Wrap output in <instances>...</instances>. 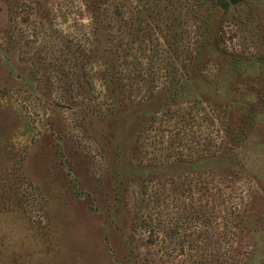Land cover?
I'll use <instances>...</instances> for the list:
<instances>
[{"label": "rangeland", "instance_id": "rangeland-1", "mask_svg": "<svg viewBox=\"0 0 264 264\" xmlns=\"http://www.w3.org/2000/svg\"><path fill=\"white\" fill-rule=\"evenodd\" d=\"M0 264H264V0H0Z\"/></svg>", "mask_w": 264, "mask_h": 264}, {"label": "water", "instance_id": "water-1", "mask_svg": "<svg viewBox=\"0 0 264 264\" xmlns=\"http://www.w3.org/2000/svg\"><path fill=\"white\" fill-rule=\"evenodd\" d=\"M231 4L236 3L239 0H228Z\"/></svg>", "mask_w": 264, "mask_h": 264}]
</instances>
